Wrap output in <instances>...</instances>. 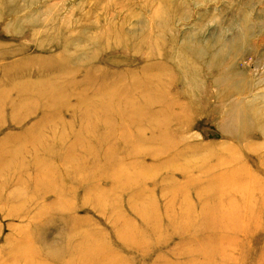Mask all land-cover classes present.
Listing matches in <instances>:
<instances>
[{
    "label": "rangeland",
    "instance_id": "obj_1",
    "mask_svg": "<svg viewBox=\"0 0 264 264\" xmlns=\"http://www.w3.org/2000/svg\"><path fill=\"white\" fill-rule=\"evenodd\" d=\"M19 246L264 264V0H0V264Z\"/></svg>",
    "mask_w": 264,
    "mask_h": 264
},
{
    "label": "bare ground",
    "instance_id": "obj_2",
    "mask_svg": "<svg viewBox=\"0 0 264 264\" xmlns=\"http://www.w3.org/2000/svg\"><path fill=\"white\" fill-rule=\"evenodd\" d=\"M185 75V74H184ZM180 76H182V75H180ZM64 86H66V85H64ZM63 86V87H64ZM140 89V88H139ZM32 90H34V89H29V90H27L25 93H27V92H31ZM138 90V89H137ZM104 91H105V89H104ZM39 94V91H37L34 95H38ZM33 96V95H32ZM95 99H96V97H94ZM97 105H99L100 107H109V104L108 103H97ZM112 107L114 108V107H117V106H114L113 104H112ZM68 109V108H67ZM233 114V113H232ZM164 146V145H163ZM36 147H38V148H42V151L44 152V147H42V146H39V145H37ZM49 150V149H48ZM47 155L52 159V152L50 151L49 152V154L47 153ZM59 155V153H57V154H55L54 155V158L55 157H57ZM61 155H63V154H61ZM64 156V155H63ZM63 156H62V158H60L59 159V161H65V160H68V159H70V157H71V155L70 154H68V155H66V156H64L65 158H63ZM41 158H43V157H41ZM27 164H26V162L23 164V167L24 166H26ZM31 167L33 168V170L34 171H36V174H37V177H38V180H37V183H36V186H40V188L41 187H43V186H48L50 183H51V181L48 179V177H46V175L47 174H49V173H44V171H45V162L42 160V159H40V158H37V157H35L32 161H31ZM39 168L41 169V172L42 173H38V170H39ZM39 176H41V177H39ZM23 211V208L21 209V210H19L18 212H16L15 214L14 213H12L11 215H13V216H17V215H21L22 212ZM16 251H17V248H13L12 250H11V248H10V250H9V248H8V250L6 251V253H7V257L6 258H8L9 260H11V258L16 254ZM18 251L19 252H22L23 250H22V248L19 246L18 247ZM27 254V252H25V251H23L20 255H18V256H16V257H14V258H12L13 260H15V264H31L30 262L32 261L33 262V260H38V257H33V256H31V255H26ZM36 264V263H35Z\"/></svg>",
    "mask_w": 264,
    "mask_h": 264
}]
</instances>
